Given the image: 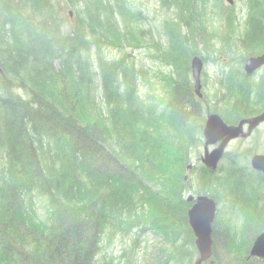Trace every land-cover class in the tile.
Returning <instances> with one entry per match:
<instances>
[{
  "label": "trees",
  "instance_id": "1",
  "mask_svg": "<svg viewBox=\"0 0 264 264\" xmlns=\"http://www.w3.org/2000/svg\"><path fill=\"white\" fill-rule=\"evenodd\" d=\"M64 1L75 8L66 17ZM64 1L0 0V264H106L101 248L116 239L130 240L126 264L142 242L148 264H194L187 194L219 205L202 264H264L250 256L264 232V177L249 165L256 153L188 169L210 113L236 125L264 109V77L241 68L264 53V0H247L241 27L231 8L215 13L222 29L211 13L223 0H158L172 13L163 39L145 35L128 0ZM144 46L170 68L157 77L160 94L141 95L147 72L130 53L106 55ZM218 55L237 68L222 64L199 99L190 61ZM147 233L157 239L149 255Z\"/></svg>",
  "mask_w": 264,
  "mask_h": 264
},
{
  "label": "rangeland",
  "instance_id": "2",
  "mask_svg": "<svg viewBox=\"0 0 264 264\" xmlns=\"http://www.w3.org/2000/svg\"><path fill=\"white\" fill-rule=\"evenodd\" d=\"M64 1V0H63ZM130 3L131 8L133 9H139L141 10V15L143 22L140 24V28L144 30L145 35L148 34V32H152L155 35L162 36L161 32V22L172 15V13L169 10L161 9L158 6L157 1L158 0H128ZM233 3L230 5L227 0H223V3L220 7V9H213L212 6L210 10L213 9V13H211V16H213V26L212 28L218 27L219 29H222V25L218 22V17L214 16L215 13H226L229 8L232 9L234 14L236 15L239 27L243 25V22L246 18V2L247 0H232ZM73 10H75L74 7H71L70 4L67 1H64L62 4V14L64 17L68 16V13H72ZM192 13L194 11L192 10ZM147 39V37H145ZM146 42V41H145ZM147 43V42H146ZM145 46L142 48L137 49L136 51H132L130 48H128L124 52H120L117 49H108L106 50V55L108 59H117L120 57L122 53H130L133 59L135 60V63L137 67L140 69H144L146 74V80L148 81L149 85L145 84V81H140V92L141 95L146 94L149 90L154 91L155 94L162 93V86L161 82L157 80V77H163V75H166L169 73L170 68L168 66H165L163 64H160L159 62H155L150 59L149 55L150 52L147 50ZM219 63V64H218ZM222 64H224L222 62ZM220 62H217L213 59H208V62L203 64L202 70L203 74L200 77V83L202 85L201 92H209V89H212L216 86V74L219 72L220 69ZM259 73H262L259 72ZM264 77V71L263 74L253 77L255 81H259ZM192 79V78H191ZM193 80V79H192ZM194 81V80H193ZM254 151V153H260L264 154V123L259 126V128L254 132V134L249 139H242L237 141H232L229 146L227 147L226 152L229 153V157L234 156L235 153L243 151L246 148H250ZM212 149V148H210ZM200 155L203 154V145L199 148ZM196 152L193 150V156L191 158L190 163H194L197 156H195ZM250 165V160H249ZM193 166H196L195 164ZM188 176V175H187ZM189 178L192 180L194 177L193 175H189ZM189 194L186 195L188 198ZM42 204L38 201V208L40 209ZM219 206V205H218ZM41 211V209H40ZM144 236H146L147 245V253L149 255V252L151 249L157 244V239L155 236H153L151 233H147ZM143 239L140 238V240ZM131 247L130 240H124V239H116L112 244L108 246H102L101 248V260L106 262V264H126L127 259L126 256L123 254V251L125 249H128ZM144 250V243L142 242L139 250H137L135 253H133L132 258L129 259L130 264H148L146 261V254L143 252Z\"/></svg>",
  "mask_w": 264,
  "mask_h": 264
},
{
  "label": "water",
  "instance_id": "3",
  "mask_svg": "<svg viewBox=\"0 0 264 264\" xmlns=\"http://www.w3.org/2000/svg\"><path fill=\"white\" fill-rule=\"evenodd\" d=\"M227 1L232 4V0ZM263 65L264 54L249 57L244 64L245 74L251 75ZM191 68L195 82L194 90L201 97L200 74L202 62L199 57H193ZM262 123H264V111L251 118L242 119L237 125H227L218 114H210L203 129L204 151L197 161L201 162L204 167L215 170L227 145L239 137L246 138L250 136L252 131ZM245 125L247 127L246 132H244ZM211 147L212 149H210ZM250 165L253 170L264 176V154L252 155ZM192 166L193 163H189L188 169ZM187 201L192 203L187 212L188 224L194 233L195 245L199 254L194 264H202L212 256V225L217 214L218 204L208 195L194 196L189 194ZM250 256L264 259V232L259 234L252 243Z\"/></svg>",
  "mask_w": 264,
  "mask_h": 264
},
{
  "label": "flooded vegetation",
  "instance_id": "4",
  "mask_svg": "<svg viewBox=\"0 0 264 264\" xmlns=\"http://www.w3.org/2000/svg\"><path fill=\"white\" fill-rule=\"evenodd\" d=\"M232 3H233V1H232ZM231 5V4H230ZM239 23V22H238ZM216 47H218L217 45H216ZM264 54V53H263ZM228 55V54H227ZM240 55H241V53L240 52H237V53H234V54H232V56H233V59H236L237 57H238V59H239V57H240ZM258 55H261V54H258ZM258 55H249V56H246L245 58H244V60H243V63H242V66H241V68H242V70H243V72L245 73V70H244V64H245V62H246V59L247 58H249V57H253V56H258ZM195 57V56H194ZM197 57H199V56H197ZM218 57H220V59H218L219 61H222L224 64H232V65H234V67L235 68H237V65L236 64H234V60L233 59H229V58H225V57H223V56H221V55H218ZM200 58V57H199ZM193 59V58H192ZM192 59H191V61H192ZM201 59V62H202V66H203V64H205L206 62H203V59L202 58H200ZM214 60V59H213ZM191 61H190V68H191ZM217 61V60H216ZM218 62V61H217ZM222 62H220L221 63V65H220V69H219V72L216 74V81L218 80V76L221 74V69H222ZM219 64V63H218ZM234 70H237V69H234ZM262 71V73H259V72H261ZM263 71H264V65L263 66H261L260 68H258L256 71H254L251 75H246V76H248V77H251L252 78V80L254 81V78L253 77H256V76H259V75H261V74H263ZM203 74V70L201 69V74H200V77H201V75ZM218 75V76H217ZM191 77H192V68H191ZM192 79H193V77H192ZM194 80V79H193ZM194 84H195V82L193 81V88H194ZM200 85H201V83H200ZM201 87H202V85H201ZM194 93H195V95L199 98V99H203V93L204 92H201V89H200V94H201V97H199V95L195 92V90H194ZM263 111H264V109H263ZM262 111V112H263ZM262 112H260V113H262ZM210 114H212V113H210ZM209 114V115H210ZM208 115V116H209ZM258 115V114H257ZM207 116V117H208ZM207 119V118H206ZM241 121V120H240ZM206 122V121H205ZM239 123V122H238ZM237 123V124H238ZM236 124V125H237ZM263 124V123H262ZM262 124H260L259 126H261ZM228 125V124H227ZM259 126L256 128V129H254L253 131H252V133H251V135L250 136H248V137H246V138H242V137H239V138H237V139H235V140H233V141H237V140H242V139H249L253 134H254V132L259 128ZM246 130H247V127H246V125L244 126V132H246ZM203 142H204V139H203ZM232 142V141H231ZM230 142V143H231ZM229 143V144H230ZM229 144L227 145V147L229 146ZM204 145V144H203ZM227 147L225 148V151H224V154L226 153V150H227ZM212 148V147H211ZM204 150V149H203ZM224 154H223V156H224ZM260 154V153H259ZM254 155V154H253ZM201 155L199 154L198 156H197V158L195 159V162L193 163V165L194 164H198V163H200L199 161H197L198 159H199V157H200ZM223 156H222V158H223ZM252 157V156H251ZM251 157H250V159H251ZM222 158H221V160H222ZM220 160V161H221ZM219 161V162H220ZM210 170V169H209ZM264 177V176H263Z\"/></svg>",
  "mask_w": 264,
  "mask_h": 264
}]
</instances>
